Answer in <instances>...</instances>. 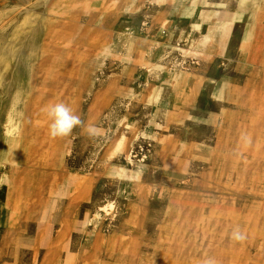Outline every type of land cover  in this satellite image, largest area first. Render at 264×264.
Wrapping results in <instances>:
<instances>
[{
  "label": "rangeland",
  "instance_id": "obj_1",
  "mask_svg": "<svg viewBox=\"0 0 264 264\" xmlns=\"http://www.w3.org/2000/svg\"><path fill=\"white\" fill-rule=\"evenodd\" d=\"M31 1L0 2V264H264V0H58L55 16L53 0ZM55 9L73 10L77 31L36 36L72 23ZM84 32L99 51L71 42ZM60 102L84 126L52 138ZM23 178L45 183L49 202L65 179L81 194L72 225L39 231L48 219L31 217L25 248L7 225L29 211L8 196ZM189 205L246 240L229 231L206 246L198 228L190 255L170 249L168 218ZM98 244L109 259L82 257Z\"/></svg>",
  "mask_w": 264,
  "mask_h": 264
},
{
  "label": "bare ground",
  "instance_id": "obj_2",
  "mask_svg": "<svg viewBox=\"0 0 264 264\" xmlns=\"http://www.w3.org/2000/svg\"><path fill=\"white\" fill-rule=\"evenodd\" d=\"M7 1L8 0H1L0 2L2 3V2H7ZM63 1H66L69 4H72V2H73V0H59V4L62 3ZM57 2H58V0H53L52 4L49 5L50 13L53 16H55V15L52 14V10L57 5ZM31 3L36 4L37 0H32ZM54 13L59 17L62 14H64L65 16L72 18V23H67V24L61 26L58 21H54V22H52L53 24L50 23V26H46L44 30L40 28L39 32H38V30L35 29L34 34L36 36L39 35L38 33H41V32H43L44 35L49 36L53 32V28L59 29V30H57V33H56L57 36H59V37L63 36L62 35L63 33H70L71 34V33H74L75 31H77L78 17L75 15V12L73 10H70V11L67 10V11H64V13H62L61 11L55 9ZM117 14L118 13H116V16H117ZM91 19H94L93 14L91 15ZM55 26H57V27H55ZM98 33H100V35H101V33H103V32L98 30ZM84 34H86V36H85L83 41H80L77 38H72L71 42L72 43L87 42V43H83L80 46V49H84L87 51H89V50L99 51L100 48L98 47L96 42L91 41L92 34L89 32H87V33L84 32ZM22 37H27V36H22ZM51 37H54V36L51 35ZM46 38H48V37H46ZM49 47H50V44L46 41H43L42 49L46 50ZM189 100L192 101L193 98L191 96H189ZM109 205H110V203H109ZM181 210L182 211L177 212L175 214V216L171 215L168 218L169 224L167 225V227L168 228L175 227L176 233L174 235L167 236L166 241L169 242V244H170L169 248L170 249L181 250L184 255H190L194 250V247H191L190 244H188L186 242H189V243L196 242V239L188 236V234H187L188 230H190V229H194V231H195L194 236L198 237L199 235H198V232H196V230L198 228H202V233H203L202 245H206V246H208V244L213 243V240L217 234L221 235L224 233H228L229 231H231V232L233 231V229L229 226V224L225 220H222V222L220 224L214 223L212 220H209L207 217H209L210 215L208 214V216H207V214L204 211H201V210H203V208H201L200 206H199V208H196V207L189 205L186 208L183 207V209H181ZM173 221H175V226H173L170 223ZM240 229L242 231V229L244 230L245 228H240ZM208 238L210 239L209 242H208ZM48 242L50 244L53 243V239L51 238V236L49 237ZM234 243H238V242L234 241ZM159 247H162V246H159ZM98 250L101 251L100 254H99ZM59 252H60V250L56 249L55 263L58 262L57 253H59ZM103 252H104L106 259H109L110 256L112 255L108 250H104L103 246L101 244L96 245V248H94V247H92L90 249L85 248V249H82L80 251V253L82 254V257H84L85 259L94 258V257L104 259L103 258L104 257ZM98 254H99V256H98ZM126 258L127 257H125V259ZM102 264H106V262L102 261Z\"/></svg>",
  "mask_w": 264,
  "mask_h": 264
},
{
  "label": "crops",
  "instance_id": "obj_3",
  "mask_svg": "<svg viewBox=\"0 0 264 264\" xmlns=\"http://www.w3.org/2000/svg\"><path fill=\"white\" fill-rule=\"evenodd\" d=\"M124 91L127 92V88H124ZM66 186L64 189L59 190H49V194L52 192H59L63 200H57L56 202L47 201L48 193L45 183H37L34 188L32 185L29 186L26 184V179H22V182L14 183L13 189H8L9 197H17L18 194L22 193L23 199H28L30 202V207L28 213L23 212L22 214L17 211H9L7 225L12 232V237L15 241H18L21 248H25L28 244L31 243V234L28 232V227L30 226V218L36 217L40 219H48V221H42L36 223L37 230L42 231L43 228H50L51 226H69L73 222L71 218L74 215V212L77 207L78 198L81 194L75 190L76 186H80L79 180L65 179ZM22 187V189H21ZM29 197V198H28ZM32 202H34L32 204ZM37 209L39 214L33 215L31 209ZM51 211H55L51 214ZM49 213V214H48ZM39 231L37 235L39 234ZM56 242L61 241L64 237V233L56 234ZM53 239V237H51ZM48 242L46 236L37 238V242ZM54 241V240H53Z\"/></svg>",
  "mask_w": 264,
  "mask_h": 264
},
{
  "label": "clouds",
  "instance_id": "obj_4",
  "mask_svg": "<svg viewBox=\"0 0 264 264\" xmlns=\"http://www.w3.org/2000/svg\"><path fill=\"white\" fill-rule=\"evenodd\" d=\"M47 114L52 121L49 126V134L52 138L70 137L75 128L84 126V121L81 117L63 102L51 105L47 109ZM85 130L90 137L98 134L97 129L91 125L87 126ZM231 239L236 242H243L246 240V234L237 227L233 229ZM201 264H218V262L214 258L209 257L204 259Z\"/></svg>",
  "mask_w": 264,
  "mask_h": 264
}]
</instances>
